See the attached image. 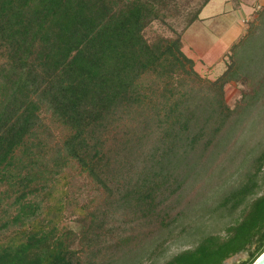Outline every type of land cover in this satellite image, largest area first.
Wrapping results in <instances>:
<instances>
[{"label": "trees", "instance_id": "1", "mask_svg": "<svg viewBox=\"0 0 264 264\" xmlns=\"http://www.w3.org/2000/svg\"><path fill=\"white\" fill-rule=\"evenodd\" d=\"M181 1L0 0V264H156L171 227L193 210L185 190L220 189L240 169L239 183L200 208L238 211L234 221L161 264H224L242 253L241 264H253L263 254L264 143H235L262 118L250 112L264 106V5L209 82L181 51L180 33L143 37ZM228 83L251 90L233 110ZM231 147L243 153L222 178L228 168L213 165ZM67 169L103 196L83 208L79 234L58 228L67 206L54 191Z\"/></svg>", "mask_w": 264, "mask_h": 264}, {"label": "rangeland", "instance_id": "2", "mask_svg": "<svg viewBox=\"0 0 264 264\" xmlns=\"http://www.w3.org/2000/svg\"><path fill=\"white\" fill-rule=\"evenodd\" d=\"M204 1L205 0H182L179 4L180 7L177 16L165 22H152L143 31V37L149 44H155L160 38L173 39L176 34L180 33L181 51L187 58L194 62L193 70L202 80L213 82L227 69L230 63V47L245 36L249 24L254 22L261 6H258L256 2H252V13L249 16H244V18L240 20L242 31L238 30V32H235L237 35L236 37L231 41L224 42L220 40L222 36L226 34L224 28L228 26V22L231 18L238 19L235 15L241 10L240 5L242 0H218L215 1L214 5H211L213 4V2H211L212 0H208V2L202 6ZM221 1L223 4L220 6L219 3ZM207 6H211V8L206 11L205 8ZM197 10H199V14L196 22L202 24V22L205 21L203 26H208L209 29H202L197 27L198 25L194 27L192 24L189 28L181 31L186 25L187 18ZM213 33H218L217 39L213 36ZM194 36L197 38H194ZM250 91V88L243 83H228L223 87V100L225 105L230 110H233L235 107L237 108L242 96L250 94ZM258 112H260L262 118H259L243 133L242 141H237L235 144H247L249 141H251V144L256 142L264 143V106L260 103L250 112V119L254 114H258ZM242 120L243 123L247 119L244 117ZM243 126H245V124ZM51 136V143L59 142L63 133L59 132L57 129H53L51 131ZM251 139H253V141ZM241 153H243V148L231 147V150H226L221 156L220 161H223V164L221 162H215L213 167L222 165L225 169L228 168L224 173H221L222 178L229 176L230 172L234 169L235 161L241 156ZM250 157H252V154ZM232 158L234 159L231 163L230 160ZM207 162L209 163V159H207L206 163ZM208 169L209 171L206 172L205 178V180H207L206 182H208L209 179L211 180L212 176L215 174V171L210 172V166L205 168V170ZM205 170L202 171V175L205 174ZM241 171L242 169L238 172H234L231 177L221 184L220 189L216 187L212 191L209 189L205 191L199 190L198 187L201 186V183L198 182L195 188H188L185 190L183 194V204L189 203V208H193V210H188L190 213L187 214L186 218L171 227L172 232L170 236L168 235L163 245V254L161 258L157 260L156 264L163 263V261L181 250L193 247L203 235L210 233L222 234L223 228L234 221L233 219L238 216V211L234 214H224L220 216L218 214L212 215L210 212L206 213L200 208L207 205L213 207L212 205H214L215 197H217L213 193L218 189L220 193L229 191L241 180ZM215 177L217 181L218 176L215 175ZM57 183L59 184L55 186L54 198L65 192L62 198L64 205L67 206V209L63 211L62 220L58 228L59 230L71 231L74 234H79L86 224L85 218L82 216L84 209L87 208L88 210H92L93 207L101 202L103 196L100 192L95 190L84 175H78L76 169H67L63 171ZM218 185L219 183L217 186ZM200 193H202V195H200ZM202 199L205 201H202ZM199 200L200 202L196 203ZM193 201L196 203L194 207L193 204L195 203H193ZM68 206L70 207L68 208ZM73 206L80 208V211L76 210V212H74L72 209ZM73 241V248L78 249L76 238L73 239ZM246 260L247 254L242 253L226 260L224 264H241ZM143 264L151 263L149 261H144Z\"/></svg>", "mask_w": 264, "mask_h": 264}, {"label": "crops", "instance_id": "3", "mask_svg": "<svg viewBox=\"0 0 264 264\" xmlns=\"http://www.w3.org/2000/svg\"><path fill=\"white\" fill-rule=\"evenodd\" d=\"M215 1H218V0H212L211 2H213V4L211 5H214L215 4ZM224 1V0H223ZM252 2H256L258 4V6H263L264 5V0H242V3H241V10L239 12H237V14L235 15L236 18L238 19H234V18H231L230 21L228 22V26L226 28H224V31L226 32L225 35L222 36V38L220 40H223L224 42L225 41H231L234 37H236L237 35L235 34V32H238V30L242 31V24H241V21L242 18H244V16H249L252 12ZM223 4V2L221 1L219 3V5L221 6ZM211 6H207L205 9L207 11V9H210ZM204 9V10H205ZM205 21L202 22V24L200 23H197L195 22L192 26H197V27H200L202 29H209V27H205L203 26V23ZM207 22V21H206ZM218 24V22H217ZM201 25V26H200ZM214 32V30H213ZM213 36H215V38L217 39V36H218V33H213ZM194 38H197L196 36H194Z\"/></svg>", "mask_w": 264, "mask_h": 264}, {"label": "water", "instance_id": "4", "mask_svg": "<svg viewBox=\"0 0 264 264\" xmlns=\"http://www.w3.org/2000/svg\"><path fill=\"white\" fill-rule=\"evenodd\" d=\"M253 264H264V252L258 257V259Z\"/></svg>", "mask_w": 264, "mask_h": 264}]
</instances>
